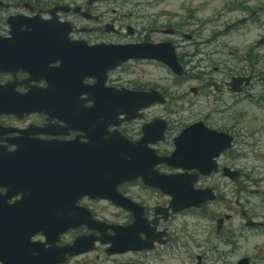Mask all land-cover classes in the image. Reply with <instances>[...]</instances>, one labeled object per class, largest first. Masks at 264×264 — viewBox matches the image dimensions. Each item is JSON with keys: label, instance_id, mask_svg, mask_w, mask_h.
<instances>
[{"label": "rangeland", "instance_id": "obj_1", "mask_svg": "<svg viewBox=\"0 0 264 264\" xmlns=\"http://www.w3.org/2000/svg\"><path fill=\"white\" fill-rule=\"evenodd\" d=\"M120 0L113 2L110 6H100L101 10H105L107 7L108 9H116L118 8V2ZM180 1V0H179ZM200 0H190V2H197ZM228 0H215L214 2L209 3L206 7L203 9H195L191 10L193 13L197 14L198 17H205L211 13H213L217 8H219L223 2ZM261 0H259L257 3H260ZM178 9V8H177ZM235 15L227 16L228 20H231L234 18ZM222 21H225V18L221 19L219 22H217L215 25H220ZM248 27L243 29V31H240L238 33H233L229 37L225 38L229 43L238 45L242 51H246V49L249 46H252L254 41L258 39L259 37L264 35V26L262 27H251L249 30H246ZM264 50V49H263ZM142 74L145 75V80L150 82H156L159 86L166 87L170 83L167 80H164V75L160 69L157 67H154L152 64L145 65L143 69L140 70ZM137 80V76L134 78ZM242 111L239 113L243 114L244 119L240 121V124L238 126V132L241 134L243 141H250V128H254L255 125L258 123L255 120L257 119V116H260L258 111L254 110L252 107H250L248 104H243L241 107ZM232 114L235 113V111L231 112ZM241 118V117H240ZM260 123V122H259ZM264 124V121H262ZM253 125V127H251ZM259 142H260V149L262 152H264V134H259ZM240 146H242L240 144ZM244 147V146H243ZM240 166H248V167H257L259 169H256L257 174L261 173L259 176L264 175V159H261L258 156L252 157V159L248 162H240ZM261 187L264 189V182L261 183ZM261 192L264 193V190ZM242 197L244 199H248L249 203H251V206H254V208L257 210L258 213L261 214V216L264 217V209L259 207L260 201L263 202L262 196L259 195L258 197H254L247 194H242ZM241 200V199H240ZM242 201V200H241ZM230 202L233 203V200L230 199ZM243 202V201H242ZM224 211L229 210V205L224 204ZM222 212V210H221ZM201 223L199 219H196L193 215H187L183 216L177 219L176 225L179 226L180 224H188L191 230H196L197 225ZM254 243V242H253ZM252 244V243H251ZM74 264V263H72Z\"/></svg>", "mask_w": 264, "mask_h": 264}]
</instances>
